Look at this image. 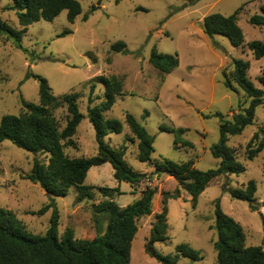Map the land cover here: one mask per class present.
Segmentation results:
<instances>
[{
  "label": "rangeland",
  "instance_id": "374dc122",
  "mask_svg": "<svg viewBox=\"0 0 264 264\" xmlns=\"http://www.w3.org/2000/svg\"><path fill=\"white\" fill-rule=\"evenodd\" d=\"M81 12L73 22L66 10L51 21L39 20L26 26L22 34L23 48L0 37V118L21 110L20 97L38 102V79L44 77L51 92L59 96L65 92L80 94L78 109L83 114L73 136L74 146L65 148L69 156H92L97 153L94 128L87 117L91 84V104L103 100V84L91 79L97 75H115L122 81L121 95L103 113L105 118L123 122L124 113H132L153 136L150 161L138 159L137 140L123 122L120 132L106 135L110 146H126L124 160L132 170L146 173L141 182L130 184L113 177L109 162L89 168L84 184L93 186L91 199L76 200L77 191L71 186L64 196H53L59 212L58 235L65 228L74 230L75 238L91 239L96 235L93 204L112 199L125 206L150 186L156 188L152 198V212L137 221L138 230L131 243L129 264H160L145 251L155 215L161 211V191H173L176 179L159 171L154 165L164 159L175 162L190 161L195 168L206 170L219 162L212 156L210 146L219 139V116L230 119L248 105V98L236 85L224 82L232 70V58L247 60V75L258 87L264 76V56L256 59L247 47L251 40L264 42V26L249 23L252 14L261 13L264 0H78ZM12 0H0V17L16 29L18 23ZM92 6H95L93 10ZM237 8V23L243 31L244 42L233 46L227 37L203 32V18L211 12L230 15ZM87 15L86 19L83 16ZM64 30L69 32L61 34ZM123 41L125 52L111 50V44ZM152 51L176 56L177 67L170 72L157 69L149 58ZM230 77V75L228 76ZM60 125L66 120V106L54 109ZM255 121L240 134L231 135L227 145L236 151V160L243 164L239 173H227L214 178L199 194L193 206L190 195L180 190V196L167 199V239L153 244L163 255L174 254L179 243H187L198 250L201 259L181 257L177 264H215L213 242L217 233L215 204L241 224L247 245H261L264 249V148L252 159L247 157L246 144L252 134L264 124V104L257 107ZM162 126L182 128L181 137L190 146L174 145V132ZM46 160L44 153H32L5 139L0 142V208L12 211L25 230L45 234L52 207L38 210L49 203L50 197L38 184L25 178L33 159ZM249 180L255 182L254 197L258 209L252 210L245 200L230 196L228 189L242 188ZM112 190L103 195L95 187ZM106 218L99 216L104 229Z\"/></svg>",
  "mask_w": 264,
  "mask_h": 264
},
{
  "label": "trees",
  "instance_id": "16d2710c",
  "mask_svg": "<svg viewBox=\"0 0 264 264\" xmlns=\"http://www.w3.org/2000/svg\"><path fill=\"white\" fill-rule=\"evenodd\" d=\"M101 0H98L100 2ZM198 1V0H193ZM18 23L22 26L16 29L0 17V37L5 36L13 41L17 48H23L21 44L22 34L26 26L45 20L51 21L59 12L66 10V17L73 22L76 15L81 12L78 0H12ZM95 6H92L93 10ZM225 15L219 12H211L203 18V32L212 37L215 34L228 38L233 46H241L244 42V34L237 23V14ZM261 13L249 16V23L256 26H264V7ZM87 15L83 16L86 19ZM64 30L61 34L67 33ZM125 44L119 40L111 44V50L125 52ZM248 49L254 58L264 56V42L251 40L247 43ZM157 69L170 72L178 65L176 56L152 51L150 58ZM232 70L227 76L223 71L224 82L233 87L236 84L248 98V105L234 113L230 119L219 116V139L210 146L213 157L219 162L213 168L201 170L191 165L190 161L175 162L164 159L156 163L159 171L172 175L178 186L171 192L161 191V211L155 215V220L150 229V236L145 244V251L157 258L160 264H177L181 257L190 260L201 259L198 250L187 243H179L175 247L174 254L163 255L158 253L153 244L167 239L165 230L167 227V199L179 197L180 190L186 191L195 206L199 194L216 177L227 173H239L245 168L236 160V151L227 145L229 136L240 134L245 127L255 121L257 107L264 104V76L259 77L262 87L256 86L248 77L250 64L247 60L232 58ZM38 79V102L33 103L20 97L21 110L17 114H4L0 118V142L7 139L17 147L32 153H44L46 160L33 159L30 171L25 178L38 184L51 196L49 203L42 206L38 213L52 207L49 226L45 234H32L25 230L17 220L14 213L8 209L0 208V264H129L131 257V243L138 230L137 221L141 217L152 212V198L156 188L146 186L140 196L125 206H119L112 199H105L93 204L94 223L96 235L91 239L75 238L71 227L65 228L58 235L59 212L55 206L53 196H64L69 187H75L76 200L91 199L93 186L85 185L84 179L90 167L109 162L113 168V177L118 181L130 184L141 182L146 178V173L136 172L125 162L124 154L126 146H110L106 141V135L111 132L118 133L123 128V122L138 141V159L142 162L150 161L153 151V136L130 112L124 113L123 122L119 119L105 118L103 113L109 110L121 95L122 81L115 75H97L91 82L103 84V100L91 104L93 84L90 87L88 97L87 117L91 122L97 143V153L92 156H69L65 152L68 146H74L73 136L77 132V126L83 114L78 109L80 94L76 91L65 92L59 96L51 92V88L44 77L33 75ZM66 106V120L60 125L54 109L60 105ZM161 130L174 132V145L178 142L184 146H190L191 142L181 137L182 128L162 126ZM264 148V124H262L251 136L246 144V153L252 159ZM105 196L110 191H118L109 187H95ZM231 197L245 200L252 210L259 207L254 197L256 191L255 182L249 180L242 188L228 189ZM99 216L106 218L104 229L99 225ZM264 227V218L262 219ZM217 238L213 242L216 251L215 264H264V249L261 245H247L243 227L231 216L224 213L218 200L215 204V223L213 225Z\"/></svg>",
  "mask_w": 264,
  "mask_h": 264
}]
</instances>
